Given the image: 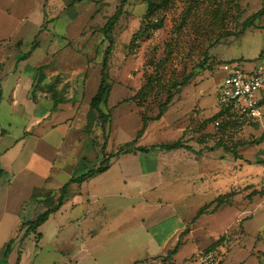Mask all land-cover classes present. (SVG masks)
I'll list each match as a JSON object with an SVG mask.
<instances>
[{
  "label": "rangeland",
  "instance_id": "obj_1",
  "mask_svg": "<svg viewBox=\"0 0 264 264\" xmlns=\"http://www.w3.org/2000/svg\"><path fill=\"white\" fill-rule=\"evenodd\" d=\"M121 3L0 0V154L34 114L30 88L35 98L43 92L57 100L49 120L60 122L59 128L66 130L63 121L74 113L80 119L87 146L76 175L105 163L106 156L134 140L143 115L155 117L168 93H175L163 116L150 120L137 142L125 147L131 152L112 157L106 174L90 183V191L110 188L117 194L108 208L110 227L94 237L78 236L77 220L57 236L54 219L44 223L40 239L29 224L18 231L14 211L22 192H6L5 177L0 178V264H73L74 258L78 264H159L156 259L191 264L225 234L222 264H264V116L250 121L224 113L209 120L219 111L223 64L238 61L247 70L264 64V13L243 30V23L264 8V0H169L149 13L146 0H125L111 33L110 91L102 106L109 119L103 126L90 102L110 42L103 28ZM158 19L164 21L162 28L147 27ZM190 75L188 85L174 88ZM59 102L74 106L59 111ZM176 140L192 150L134 149ZM220 141L240 144V156L222 147L207 149ZM229 192L224 204L211 203ZM65 221L61 216L59 223ZM155 235L159 244L154 247ZM180 240L178 251L167 257Z\"/></svg>",
  "mask_w": 264,
  "mask_h": 264
},
{
  "label": "crops",
  "instance_id": "obj_2",
  "mask_svg": "<svg viewBox=\"0 0 264 264\" xmlns=\"http://www.w3.org/2000/svg\"><path fill=\"white\" fill-rule=\"evenodd\" d=\"M27 93L29 99L33 101L34 114L31 115L29 113L30 118L22 135L14 138L10 145L0 154V169L3 170L0 173V178L5 177L3 186L6 192L14 190L18 193L22 192L19 195L22 202L17 211H14L16 228L20 225L17 228L18 231L20 228L24 230V225L35 220L38 214L47 209L45 198L48 193L52 192L54 200L57 202L64 184L72 178L87 172L83 171L81 174L76 175V172L84 164L83 157L87 146V137L81 132L82 123H79L80 119L74 117L75 113L73 116L65 118L63 123L68 124V128L63 130L58 127L60 122L55 123L49 120L54 112V99L49 98L43 92L33 98L31 88L28 89ZM11 99L13 105L19 104L17 97L13 96ZM72 106H74L72 103L59 102L57 110H70ZM120 157L121 155L115 157V159ZM108 170L82 183L72 182L69 184L62 205L47 220L54 219L56 221V236L57 233H60L61 227L76 220L82 227L78 231V236L80 234L83 237L86 235L94 237L104 229L108 230L110 227L108 208L114 206L113 198L117 194L111 191L110 188L103 189L105 191H90V183H92L93 179L105 175ZM124 181L127 182V180ZM36 202L40 204L37 203L38 205L34 208V203ZM28 205H31L30 210L25 209ZM39 206L40 208L43 207L44 210L41 208L38 211ZM78 207L81 210H79V214H76L74 211ZM61 216L66 217V221L62 223L64 225L59 223ZM84 223H87L86 227L82 225ZM43 225L38 229L42 233V237L44 234L41 231ZM179 229L180 227H177L175 232H178ZM145 231L149 233L147 227ZM157 238L155 235V239L152 240L151 245L154 247L159 244ZM83 250L86 251L85 248ZM156 260L161 264V259ZM71 262L78 264L75 258ZM138 263V260H135L131 264Z\"/></svg>",
  "mask_w": 264,
  "mask_h": 264
},
{
  "label": "trees",
  "instance_id": "obj_3",
  "mask_svg": "<svg viewBox=\"0 0 264 264\" xmlns=\"http://www.w3.org/2000/svg\"><path fill=\"white\" fill-rule=\"evenodd\" d=\"M167 1H169V0H146V2H147V13L155 10L158 7V5H161V4L163 5V4L167 3ZM124 5H125V0H122L121 6L115 11V13L112 15V17L109 18V20L107 21V23L105 24V26L103 28V32L106 35H108V39L110 42H109V45L105 51V54H104V57L102 60L103 66H102L101 83H100V86H99L96 94L93 96V98L91 99V102H90L91 109L98 113L99 118H100L103 126L108 122V119H109V114H107L103 110L102 106L107 104L108 95H109V91H110V85H109V82L107 80L108 79L107 68H108L109 57L111 55V51H112V47H113V38L111 36V33H112L115 25L119 21L120 17L123 14V6ZM263 13H264V8H262L261 10L257 11L253 15H251L249 20H247L243 23V30H245L248 26L254 25L253 21L255 19H257L259 16H261ZM163 26H164L163 19H158L156 21L149 20L147 22L148 28L159 29V28H162ZM138 33H140V31H138L134 34V36L132 38V42L135 40L136 35ZM24 57H26V56H24ZM191 79H192V75H190L189 77H187L186 79H184L180 82H175L174 88L188 85ZM143 89H145V86H143L140 89V91H142ZM53 95H54V93H53ZM174 96H175V93H173L171 91L168 93L166 101L162 104V106L159 109V113L155 117L151 118L147 114L143 115L142 127L137 132V135H136L134 140L129 141V142L125 143L124 145L120 146V148L117 152H112L110 155L106 156V158H105L106 162L105 163L101 164L100 166H98L96 168L90 169L86 173H84L80 176L74 177L69 182H67L61 188L60 195L58 197L57 202H55L54 195L52 192L47 194V196L45 198V201L47 204V209L43 213H41L35 220L29 222L30 230H32L37 235L38 239H40L42 237V233L38 231L39 227L48 220V218L50 217V215L53 212H55L57 209L60 208V206L63 203L64 197L67 194L69 184L72 182L82 183L85 180H87L91 177H94L97 174L105 172L106 170H108V168L110 166V159L112 157H117L120 154H122L123 152H127V153L131 152V149L125 150V147L134 145L137 142V140L143 135V133H144V131L148 125V122L150 120L160 119L163 116L165 108L172 102ZM32 97L35 98L34 94H32ZM54 103H55V105L57 104L56 99H54ZM224 113H229L231 115L236 116L235 112H233L230 107L222 106L219 108V111L215 115H213L209 120L217 119L219 116H221ZM248 143H250V142L246 141V142H243L241 144L246 145ZM239 145H236L235 147H231L228 144H226L225 142L220 141V142H217L213 147L207 148V149L214 150V149L222 147L229 152H233L236 156H240V154L238 153V150H237V147ZM157 148H161V149L168 150V151L183 149V148L192 150L190 145L182 142L181 140H176V141L170 142V143L153 144L150 147L136 146L134 149L137 151H142V152H150L151 150L157 149ZM1 172H3V170L0 169V173ZM232 194H233V192H229L225 195L218 196L211 203L216 202L218 205H222L231 197ZM211 203L206 204L205 206L201 207L198 210L195 219H197L200 215L206 213L207 207ZM222 239H224V237H220L218 240H216V242H214L209 247H207L206 250L213 248ZM12 242H13V240L11 239L10 242L8 243V247L11 246ZM181 244H182V241L180 240L177 243L176 247L171 249L168 252L167 257H170V258L173 257V255L178 251V248L180 247ZM263 254H264V251H263Z\"/></svg>",
  "mask_w": 264,
  "mask_h": 264
},
{
  "label": "built area",
  "instance_id": "obj_4",
  "mask_svg": "<svg viewBox=\"0 0 264 264\" xmlns=\"http://www.w3.org/2000/svg\"><path fill=\"white\" fill-rule=\"evenodd\" d=\"M226 75L218 89V104L230 107L236 116L259 121L264 116V64L247 70L238 61L223 64ZM228 234L213 248L197 254L191 264H222L227 252Z\"/></svg>",
  "mask_w": 264,
  "mask_h": 264
}]
</instances>
